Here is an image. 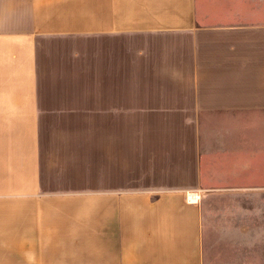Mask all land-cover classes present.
Here are the masks:
<instances>
[{
  "label": "crops",
  "instance_id": "0c3cea01",
  "mask_svg": "<svg viewBox=\"0 0 264 264\" xmlns=\"http://www.w3.org/2000/svg\"><path fill=\"white\" fill-rule=\"evenodd\" d=\"M237 8L0 0V264H264V23ZM52 35L93 51L95 167L50 137Z\"/></svg>",
  "mask_w": 264,
  "mask_h": 264
},
{
  "label": "rangeland",
  "instance_id": "374dc122",
  "mask_svg": "<svg viewBox=\"0 0 264 264\" xmlns=\"http://www.w3.org/2000/svg\"><path fill=\"white\" fill-rule=\"evenodd\" d=\"M224 2L238 6L236 11L247 16V21L264 23V0ZM38 40L40 94L45 99L43 107L48 110L47 117L53 126L50 134L53 144L90 142L95 167L99 164L94 163L98 155L99 131L90 43L71 36L40 37Z\"/></svg>",
  "mask_w": 264,
  "mask_h": 264
}]
</instances>
